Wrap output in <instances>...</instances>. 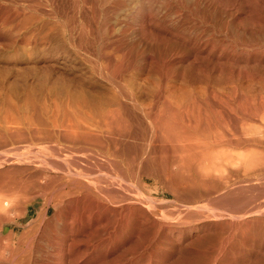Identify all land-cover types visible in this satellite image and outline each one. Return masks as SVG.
<instances>
[{"label": "bare ground", "instance_id": "obj_1", "mask_svg": "<svg viewBox=\"0 0 264 264\" xmlns=\"http://www.w3.org/2000/svg\"><path fill=\"white\" fill-rule=\"evenodd\" d=\"M104 1L117 8L124 0ZM229 1H135L128 17L139 20L136 31L143 37L125 30L121 21L114 28L110 41L118 51L129 40L128 62L116 63L111 79L106 78L110 95H85L82 105L90 117L84 115V127L56 122V137L66 148L43 145L41 152L36 144H50L55 135L46 130L0 133L2 147L18 141L34 157V146L40 155L52 154L53 161L46 162L47 155L43 161L64 175L50 189L42 187L51 205L37 209L19 233L6 232L4 226L23 224L27 208L22 210L19 200L25 195L18 193L32 178H10L0 187V264H264V203L247 198L245 206L230 203L249 184H264V0ZM78 2L72 3L78 7ZM175 62L188 65L173 67ZM136 69L157 75L153 90L136 92L125 82L123 75ZM175 81L180 88L170 84ZM249 148L259 152L252 149L254 154L237 159L230 153ZM65 150L68 156L62 160ZM136 159L158 160L145 165L149 172L138 176L137 186L145 179L161 184L173 204H181L179 217L199 218V225L179 228L175 220L176 226L164 225L154 209L152 215L149 207L142 208L151 193L141 185L136 194L123 176ZM223 201L227 206L217 205ZM54 220L59 226L47 229Z\"/></svg>", "mask_w": 264, "mask_h": 264}, {"label": "rangeland", "instance_id": "obj_2", "mask_svg": "<svg viewBox=\"0 0 264 264\" xmlns=\"http://www.w3.org/2000/svg\"><path fill=\"white\" fill-rule=\"evenodd\" d=\"M71 1L75 3L76 0H48L47 2L46 0H0V133L8 132L12 134L16 132V130L18 131V129L20 131L31 127L33 129L37 128L36 130L41 129V131L43 130L44 132L50 131L53 135L55 134L50 144H36L37 148H41L40 151L43 150L45 145L50 148L54 147V149H59L60 147L66 148L67 144L64 141L59 140V137H56L58 134L57 130H59V127L56 126L57 123L65 126L77 125L79 127H84L86 121L88 120V116L90 117L89 112L85 109V103L82 105V102H85L83 101L85 95L100 97L108 96L112 93V88L109 84L111 74L113 73L111 69L115 67L116 63L120 64L121 62H128L129 40L125 39L123 44L120 46V51H118V49H116V44L112 43L110 39L116 32L115 29L120 21L124 24V29L128 31L129 29L131 31H138L139 27V20L137 18L128 17L129 14H131L133 7L135 8L133 3L136 4L135 1L137 0H124L121 7L116 8L112 6L114 9L111 8V5L108 3L105 4L106 2L104 0V2L102 0H83L84 5L81 0H77L79 1L77 3L79 5L78 7H76ZM101 1L103 3L101 4L102 6L100 5ZM225 1L226 3L230 2L229 0H221L224 4ZM124 4L126 5L124 6ZM72 6L73 8H71ZM96 9L98 10L99 15ZM92 12L94 14H92ZM70 15L71 19H69ZM101 30L104 31L102 32ZM137 31L136 37L138 39L140 36L143 37V34L141 32L137 33ZM163 32L165 31L163 30ZM80 40L83 41L81 42ZM80 43L82 44V47L78 48V46L81 45ZM102 46L104 48H102ZM106 61L108 62V65ZM105 63L106 65H104ZM94 64H96V67H94L96 68V71L92 68ZM174 64L176 65H173V67L181 65V67H186L188 62H175ZM155 65L156 67L158 66L157 64ZM97 66H101V69ZM137 68L139 69L140 67L137 66ZM138 69H136L137 71L133 70L125 73L123 75L125 82L130 87L136 89V92H140L141 89H144V91L153 90V83L157 81V75L152 72L150 73L149 71L146 72V70L138 71ZM98 72L100 74L96 75ZM179 83L182 84L179 81H175L173 83L170 82V84L176 89L181 87ZM77 104L79 105L78 107ZM89 107H93V104L90 103ZM94 110L96 111L98 109ZM95 111L91 112V114H96L97 112L95 113ZM85 114H87V118H84ZM82 119L85 121V124ZM54 126L56 127L54 128ZM27 146L28 145L24 142L19 143L18 141L8 143L5 147H2V144L0 143V182H2L0 187H3L5 185V181L10 178H12L11 180H18L22 178L25 180L28 179L29 181L31 178V180H33L34 178H37L36 176H38V180L41 181V183H39L36 179L37 181L33 183L30 180V182H26V186L23 188L21 187L22 190H20L22 193L19 191L18 195H20V197L25 195L24 199H26V196L27 198L29 196V198L27 200L19 198L21 203L19 204V207L22 208V210L27 208L26 211L28 215L26 214L20 219L23 223L22 225L9 223L4 226V231L6 232L11 231L12 229H14L16 233L21 232L23 230V225L25 226V224L35 217L37 209L43 208L46 205L50 206V193H48V190L42 189V187L48 185L47 188L50 189L59 181L61 177L64 176L63 171H53L55 169L51 168L50 170V167H47L43 161L44 158L42 157L47 154L40 155V151H38L34 146L33 148L36 150V153H32L35 155L34 157L27 153V151H29ZM252 149L253 148H249L248 150L250 151L245 149L246 151L241 150L230 153H237L236 156L233 155L236 159L237 156L245 157L246 155V157H249V155L251 156L255 153L253 151L257 150L253 149L252 151ZM256 152L259 151L257 150ZM24 153L25 155H22ZM230 153L227 152L230 157H233ZM26 154H28V156ZM31 156L35 159V161L34 159L29 160ZM67 156V150L61 153V159H66ZM52 157L54 158L52 154H48L46 157L47 159L44 160L46 162L53 161ZM156 161L152 159V161L149 160L148 163L145 162V160L139 161L136 159L134 160L136 163H133L135 166H132L133 161L131 162L132 165H130V167H134L133 169L132 167L129 169L131 172H125L123 174V176L125 175V178L130 181L129 184L132 185L133 183L136 186H129L130 189L133 187L136 188V190L133 188V191L136 194L142 191L140 190L141 185L146 187V189L151 193L150 196L152 197V200H147L148 204L145 202L146 200H144V203L146 204L142 203L144 206H142V208H145L144 210L147 211L150 209L151 211L149 210L148 212L151 213L154 209L156 211H154L155 215H157L155 216L154 212L152 215L158 218L159 221L162 220L160 222H164V225L168 224V226H174L176 222L180 223H176L179 228H188L189 226L194 227L199 225V221L201 220L199 218V221H197V218H191V220H189L187 217V220L183 219V216L179 217L177 211L181 204H173L170 200V196L166 194L167 190L161 184L155 185L153 181H146L145 179V182L141 183L139 187L137 186L139 185L138 176H146L145 172L149 171H145V169L148 168L149 165L154 164ZM41 165L46 166L43 167ZM43 173L44 175H42ZM98 173L99 172L96 173V176H99ZM133 175L134 178H132ZM42 176L43 178H41ZM51 176L56 177V180L54 178L51 179ZM46 177L48 179H46ZM31 182L34 185L29 184ZM36 182L39 184H35ZM146 183L150 186V189L147 188L148 185ZM254 185L256 187L259 186L255 183L249 184L246 188H243L244 191L241 190L243 193L238 192L240 195L236 194L237 196L233 197L230 200V203L235 206H245L250 202L247 200L249 202L242 204L246 198L250 200L259 199L264 203V184L257 187V189H255L256 187ZM30 187L32 188L30 189ZM23 189L27 192L30 191L31 193H24ZM40 192L41 194H39ZM37 194L39 195L35 196ZM43 194L46 195L44 196ZM152 201H154V204H152ZM225 202L226 201L221 202L223 204H219L220 202H217V205L223 206L227 203V205L230 206V204H228L229 200L228 202ZM206 203L207 202H202V205ZM148 207L149 209H147ZM57 209H60L59 205L57 206ZM53 211L54 209L51 207L48 215H51ZM161 214L163 216H160ZM164 216H167L170 222L172 221L171 224L168 219L164 218ZM161 217L163 218L161 219ZM179 218L181 222L179 221ZM182 222L186 223L182 224ZM44 226L45 225L38 227L36 237L40 236ZM58 226L59 221L54 220L49 226H47V229H55ZM258 257H260V255Z\"/></svg>", "mask_w": 264, "mask_h": 264}]
</instances>
